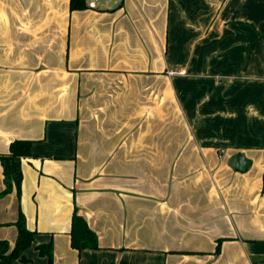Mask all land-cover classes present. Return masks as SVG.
Masks as SVG:
<instances>
[{"label": "crops", "instance_id": "obj_1", "mask_svg": "<svg viewBox=\"0 0 264 264\" xmlns=\"http://www.w3.org/2000/svg\"><path fill=\"white\" fill-rule=\"evenodd\" d=\"M15 140L24 262L51 242L53 264H264V0H0V155Z\"/></svg>", "mask_w": 264, "mask_h": 264}, {"label": "trees", "instance_id": "obj_2", "mask_svg": "<svg viewBox=\"0 0 264 264\" xmlns=\"http://www.w3.org/2000/svg\"><path fill=\"white\" fill-rule=\"evenodd\" d=\"M86 8V0H69L70 12L82 11ZM32 145V141L15 140L10 143L8 153L0 155V168L2 170L4 184V189L0 192V197L11 193L14 189L17 197L20 198L22 184L21 161L33 157ZM14 225L17 229V238L12 249L8 252V243L0 242V264H14L15 261L24 262V252L30 248L34 242L36 232H31L26 228L25 217L21 212ZM68 236L71 247L78 252L84 249H97L96 235L76 212L71 216ZM220 245L221 241L219 240L217 241L215 254L219 253ZM35 249L40 256L47 258V264H53V244L51 242L38 245Z\"/></svg>", "mask_w": 264, "mask_h": 264}, {"label": "rangeland", "instance_id": "obj_3", "mask_svg": "<svg viewBox=\"0 0 264 264\" xmlns=\"http://www.w3.org/2000/svg\"><path fill=\"white\" fill-rule=\"evenodd\" d=\"M18 198V197H17ZM19 199V200H18ZM17 200H18V203L21 205H23L24 206V211H21L22 209H20L19 208V210H18V215H19V213L21 212L22 214H23V216L24 217H26V215H25V213H26V211H25V209H28V210H30V211H32V212H35V209H36V207H35V200H28L27 202H23V200H22V195H21V197L20 198H18ZM31 199V198H30ZM34 215V214H33ZM9 245V247L11 248L12 246L10 245V244H8ZM31 251H33V249H29V252H31ZM8 252H9V250H8ZM7 252V253H8ZM6 253V254H7ZM17 264H41V258H39V256L38 255H36V259H32V258H30V261H28V259H27V262H17Z\"/></svg>", "mask_w": 264, "mask_h": 264}, {"label": "water", "instance_id": "obj_4", "mask_svg": "<svg viewBox=\"0 0 264 264\" xmlns=\"http://www.w3.org/2000/svg\"><path fill=\"white\" fill-rule=\"evenodd\" d=\"M230 165L238 170H245L247 167V163L240 155L233 156Z\"/></svg>", "mask_w": 264, "mask_h": 264}, {"label": "built area", "instance_id": "obj_5", "mask_svg": "<svg viewBox=\"0 0 264 264\" xmlns=\"http://www.w3.org/2000/svg\"><path fill=\"white\" fill-rule=\"evenodd\" d=\"M99 1H101V0H88V2H87V8L88 9H92V10L96 9L97 8V3Z\"/></svg>", "mask_w": 264, "mask_h": 264}]
</instances>
